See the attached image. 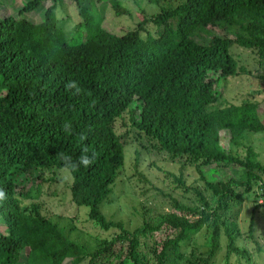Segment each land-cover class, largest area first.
Segmentation results:
<instances>
[{"label": "trees", "instance_id": "16d2710c", "mask_svg": "<svg viewBox=\"0 0 264 264\" xmlns=\"http://www.w3.org/2000/svg\"><path fill=\"white\" fill-rule=\"evenodd\" d=\"M49 1L39 23L0 18V190L5 193L0 264H13L20 255L26 264H61L64 258L94 264L98 254L122 239L96 242L91 251L37 206L21 205L16 185L23 188L30 174L39 180L52 169L68 173L71 200L87 208L89 220L128 232L123 236L128 259L117 264L147 263L140 251L145 243L140 237L147 232H129L102 212L125 166L131 132L133 139H146L138 144L143 150L193 168L202 184L186 183L181 168L166 173L177 188L192 191L195 202L167 194L171 209L159 214V221L172 235L155 254L157 264L164 263L168 248L180 258L177 245L193 230L208 236L209 253L200 263L210 264L221 241L246 263H264V240L258 238L264 230L255 223L259 208L264 211V159L247 142L248 133L264 136V120L253 100L216 105L226 79L241 71L233 47L253 50L257 62H264V0H140L149 12L141 7L135 27L120 34L102 28V0ZM105 1L115 16L129 15L122 0ZM41 2L25 0L17 15ZM210 72L218 77H209ZM71 81L79 93L67 86ZM221 130L229 133L226 149ZM139 151L134 150V167ZM83 156L90 158L87 166ZM203 167H213L218 177L206 179ZM251 195L262 200L250 206L245 238L225 214L232 202Z\"/></svg>", "mask_w": 264, "mask_h": 264}, {"label": "rangeland", "instance_id": "374dc122", "mask_svg": "<svg viewBox=\"0 0 264 264\" xmlns=\"http://www.w3.org/2000/svg\"><path fill=\"white\" fill-rule=\"evenodd\" d=\"M25 0H0V18L5 16L24 17L33 23H39L42 20L44 9L50 4L49 0H42L39 6L29 12L17 15L19 8ZM121 4L129 10V15L115 16L110 9L108 3L102 0L98 3L100 14L103 18L101 26L104 30L120 34L126 29L135 27L138 17L137 12L140 8L145 9L144 14L149 12L146 4L140 0H122ZM74 12L73 7L68 9ZM148 10V11H147ZM57 16L60 14L57 12ZM150 25V24H148ZM151 26V25H150ZM231 54L241 70L234 77L226 79L225 91L219 94L216 105L234 104L238 105L245 100L256 101V112L259 118L264 120V62H257L256 54L253 50L233 47ZM209 77H218V72H210ZM219 80V79H218ZM221 83V80H220ZM219 81L215 84V89L220 90ZM223 83V82H222ZM125 128L118 122L117 130L123 131ZM220 140L228 148L227 140L229 133L221 130ZM133 133H129L130 141L126 145L125 166L120 169L117 174L114 185L111 187V193L108 196L110 200L104 205L102 210L106 219L114 222L121 221L122 227L132 232L134 229L143 228L147 234L140 237L141 242H145L140 246V251L147 257L146 264H157L155 254L162 248V241L171 236L169 229L160 223L159 214L170 211V201L167 194L179 199L181 202L192 204L195 201L192 191L184 192L177 188L172 177L167 172H176L182 169L186 183L190 185H198L202 188L199 178L193 171V168L181 166L178 162H170L166 160L163 154L150 150H143L138 144H145L146 139L138 137L133 139ZM248 144L250 143L254 150L259 152L264 159V136L263 132L248 133ZM140 150L141 154L134 167V150ZM241 150V148L239 149ZM202 172L206 179L210 176H216L213 167H203ZM140 174V175H139ZM28 176V175H26ZM43 178L36 179L35 174H30L24 182V187L20 188L19 183L16 185V192H21V202L23 206H37L38 212L51 221L58 223V227L63 230H70L69 236L76 238L78 242L84 243L88 249L93 251L96 242H107L113 237L120 235L121 240L111 243L107 250H103L101 254L95 257L94 264H117L126 261L127 258V241L123 237L128 232H120L117 227L109 229L100 228L97 224L87 218V208L84 206H76L72 202L69 192L70 177L65 170L59 169L43 173ZM142 176V178L140 177ZM255 190V188H254ZM256 194V193H255ZM254 194V195H255ZM261 198H253L251 196H242L239 202H232L225 216L230 220L239 224L240 232L247 238L244 231L248 225L250 215V206L257 202H261ZM184 217L190 218V215L183 214ZM256 227L264 230V211L260 210L255 215ZM2 231V223H0V232ZM148 233L150 235L148 236ZM264 240V234L258 237ZM236 239L234 243H236ZM252 243L251 239L246 240V245ZM237 246V245H236ZM103 248V246H98ZM152 250V251H151ZM167 258L163 264H203L199 262L209 253L208 236L202 230H193L187 232V238L177 245V252L180 258L176 259L172 251L168 248L166 251ZM264 258V255H263ZM248 264L243 257L233 255L226 242L221 241L216 246L210 257V264ZM13 264H26L22 255L18 256ZM61 264H72L71 258H64ZM80 264H85L81 262ZM262 264H264L262 262Z\"/></svg>", "mask_w": 264, "mask_h": 264}, {"label": "clouds", "instance_id": "9594fccd", "mask_svg": "<svg viewBox=\"0 0 264 264\" xmlns=\"http://www.w3.org/2000/svg\"><path fill=\"white\" fill-rule=\"evenodd\" d=\"M67 86L71 87V88H75L77 93H79L81 91V89L77 85V82H75V81H71L69 83V85H67ZM90 162L91 161H90V158L88 156L81 157V163H83L85 166H87ZM4 197H5V193L2 190H0V199H3Z\"/></svg>", "mask_w": 264, "mask_h": 264}]
</instances>
